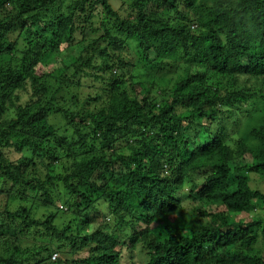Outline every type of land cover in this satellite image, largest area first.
<instances>
[{
  "label": "trees",
  "instance_id": "trees-1",
  "mask_svg": "<svg viewBox=\"0 0 264 264\" xmlns=\"http://www.w3.org/2000/svg\"><path fill=\"white\" fill-rule=\"evenodd\" d=\"M122 6L0 0V264H264V0Z\"/></svg>",
  "mask_w": 264,
  "mask_h": 264
},
{
  "label": "rangeland",
  "instance_id": "rangeland-1",
  "mask_svg": "<svg viewBox=\"0 0 264 264\" xmlns=\"http://www.w3.org/2000/svg\"><path fill=\"white\" fill-rule=\"evenodd\" d=\"M109 1H110L111 6L114 8V10L118 11L119 14H122L123 16H125V14H126V11L124 10L125 6H122L123 0H109ZM125 54L129 55L130 57L133 56L132 52H130V50H128V49L125 50ZM65 62L68 63L67 60ZM7 155L10 158L14 157V156H12L11 153H8ZM60 208L61 209L63 208L62 204H61ZM63 210H64V208H63ZM247 218L248 217H246V216L237 217V220H239V219H247Z\"/></svg>",
  "mask_w": 264,
  "mask_h": 264
},
{
  "label": "clouds",
  "instance_id": "clouds-1",
  "mask_svg": "<svg viewBox=\"0 0 264 264\" xmlns=\"http://www.w3.org/2000/svg\"><path fill=\"white\" fill-rule=\"evenodd\" d=\"M56 258V254L52 256V260H54Z\"/></svg>",
  "mask_w": 264,
  "mask_h": 264
}]
</instances>
